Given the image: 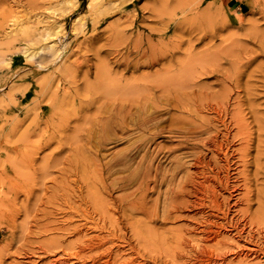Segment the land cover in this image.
Listing matches in <instances>:
<instances>
[{
  "label": "rangeland",
  "instance_id": "obj_1",
  "mask_svg": "<svg viewBox=\"0 0 264 264\" xmlns=\"http://www.w3.org/2000/svg\"><path fill=\"white\" fill-rule=\"evenodd\" d=\"M89 2L0 0V264H172L131 226L146 216L121 209L138 185L111 187L145 154V136L117 126L123 108L131 125L220 110L230 185L250 183L237 209L264 223V0ZM176 144L168 132L148 144L155 166L190 163Z\"/></svg>",
  "mask_w": 264,
  "mask_h": 264
},
{
  "label": "bare ground",
  "instance_id": "obj_2",
  "mask_svg": "<svg viewBox=\"0 0 264 264\" xmlns=\"http://www.w3.org/2000/svg\"><path fill=\"white\" fill-rule=\"evenodd\" d=\"M90 1L89 5L95 0ZM53 34L48 32L44 39L48 40ZM54 44L46 46L53 48ZM123 112H126L124 108L117 113V126L128 134L134 130L143 134L146 139L143 148L135 150L143 149L145 154L135 173L116 179L111 187L127 189L138 185L135 192L122 199L121 209L146 216L145 221H139L144 229L131 222L139 240L148 246L164 249L165 258L172 264H263L264 223L256 221L255 217L249 219L248 211L241 215L242 210L237 209L242 201L238 195L246 198L250 208V183L244 181V194L240 193L242 185H230L231 128L220 110L214 111L216 120L172 118L168 125H162L163 121L146 113L131 125L125 116L122 118ZM236 124L240 132L243 125ZM162 132L177 139V144L168 150L170 153L188 149L189 164L174 157L169 169L155 166L156 156L149 153L147 146ZM203 135L207 136L200 139ZM241 140L242 144L249 143L246 137ZM163 150L161 145L157 153ZM116 163L124 164L121 160ZM165 186L167 190L163 191ZM154 195L156 198H152ZM191 211L193 215L188 214ZM182 220L189 223L165 230L161 235L152 226L158 222L167 224ZM255 228L260 233L259 241L255 240ZM192 233L195 238L188 237Z\"/></svg>",
  "mask_w": 264,
  "mask_h": 264
},
{
  "label": "crops",
  "instance_id": "obj_3",
  "mask_svg": "<svg viewBox=\"0 0 264 264\" xmlns=\"http://www.w3.org/2000/svg\"><path fill=\"white\" fill-rule=\"evenodd\" d=\"M228 5L229 8L235 7V9H240V10H243L244 6H247L246 0H229Z\"/></svg>",
  "mask_w": 264,
  "mask_h": 264
}]
</instances>
